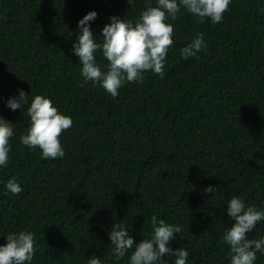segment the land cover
<instances>
[{"label": "trees", "instance_id": "16d2710c", "mask_svg": "<svg viewBox=\"0 0 264 264\" xmlns=\"http://www.w3.org/2000/svg\"><path fill=\"white\" fill-rule=\"evenodd\" d=\"M154 4V0H152ZM145 0H0V116L12 122L10 161L0 168V244L7 233L31 231L28 264H86L92 255L115 260L108 237L123 223L134 242L148 238L151 217L181 225L169 241L189 252L186 264H230L221 239L232 222L226 200L264 208V0H231L219 23L181 8L164 75L147 70L112 97L83 81L72 51L77 21L89 10L93 36L112 15L135 21ZM196 33L204 47L182 58ZM96 61L106 71L107 60ZM23 89L48 96L72 118L60 134L64 155L42 158L19 134L27 105L10 110ZM16 177L21 191L4 190ZM207 185L214 193L203 191ZM264 235V221L247 233ZM167 264L173 257L165 256ZM255 264H264L257 252Z\"/></svg>", "mask_w": 264, "mask_h": 264}, {"label": "clouds", "instance_id": "9594fccd", "mask_svg": "<svg viewBox=\"0 0 264 264\" xmlns=\"http://www.w3.org/2000/svg\"><path fill=\"white\" fill-rule=\"evenodd\" d=\"M130 3V0H128ZM146 7L135 21L112 15L101 29L102 40L93 36L90 21L97 16L96 10L87 11L78 21V32L72 51L78 57L79 73L83 81L91 80L117 96L118 89L126 81L137 83L143 80L147 70L161 77L164 75L165 57L173 43V25L178 11L183 8L198 19L208 18L213 24L223 19V13L231 0H145ZM264 12V9H260ZM204 47L202 33H196L179 49L182 58L193 57ZM107 60L106 71L96 61V53ZM26 104L29 126L19 134V142L29 150L38 148L42 158L54 159L64 155L60 134L72 125L70 115L58 111L52 100L43 94H34L29 100L23 89L5 101L10 110ZM14 136L12 122L0 116V168L10 161V138ZM216 187L207 185L203 191L214 193ZM6 192L17 194L21 185L16 177L4 182ZM226 213L232 221L222 233L227 243L230 264H255L257 252L264 256V235L249 238L247 233L264 221V208H258L238 195L226 200ZM181 232V225L166 222L156 215L151 217V232L148 238L134 242L133 236L123 223L115 222L108 232L115 260L127 256L128 264H167L164 257H173L171 264H186L189 252L183 247H171L169 241ZM7 242L0 244V264H28L33 259L35 247L31 231L9 232ZM86 264H104L100 256L92 255Z\"/></svg>", "mask_w": 264, "mask_h": 264}]
</instances>
